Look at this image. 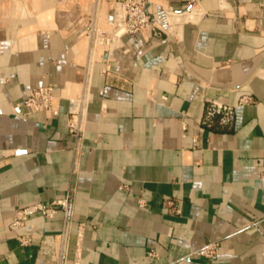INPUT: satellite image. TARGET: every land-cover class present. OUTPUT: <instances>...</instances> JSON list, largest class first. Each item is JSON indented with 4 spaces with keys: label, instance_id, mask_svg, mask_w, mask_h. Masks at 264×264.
I'll return each instance as SVG.
<instances>
[{
    "label": "crops",
    "instance_id": "1",
    "mask_svg": "<svg viewBox=\"0 0 264 264\" xmlns=\"http://www.w3.org/2000/svg\"><path fill=\"white\" fill-rule=\"evenodd\" d=\"M150 11L155 31L107 47L86 27L110 29L111 0H0V264H55L61 212L8 224L69 190L70 264H264V0ZM40 86L52 111L22 103ZM68 99L85 103L78 141ZM208 99L235 106L230 124L199 122Z\"/></svg>",
    "mask_w": 264,
    "mask_h": 264
},
{
    "label": "built area",
    "instance_id": "2",
    "mask_svg": "<svg viewBox=\"0 0 264 264\" xmlns=\"http://www.w3.org/2000/svg\"><path fill=\"white\" fill-rule=\"evenodd\" d=\"M197 0H189L194 3ZM112 19L110 29L103 30L97 25L89 24L87 33L93 45L112 47L124 35L134 36L145 29L155 31V20L150 11L151 0H111ZM171 11H169L170 13ZM54 99L51 86H40L31 90L30 95L23 100V105L29 111H52ZM244 99L241 103H249ZM235 106L226 105L216 100L205 101L199 122L206 127H211L217 120L220 125H228L233 119ZM85 116V103L82 99H68V121L66 128L75 141L81 139L83 126L81 121ZM73 196L69 190L59 199L50 202H34L18 209L8 224L10 231H18L26 226L29 217L40 215L46 219L53 218L57 213L63 215V227L58 233L59 245L55 264H70L68 259L67 231L72 218ZM264 219V217L262 218ZM21 246L31 243V234L24 233L16 237ZM219 252L218 242H209L194 251L195 255L206 259H213ZM78 264V263H72Z\"/></svg>",
    "mask_w": 264,
    "mask_h": 264
}]
</instances>
